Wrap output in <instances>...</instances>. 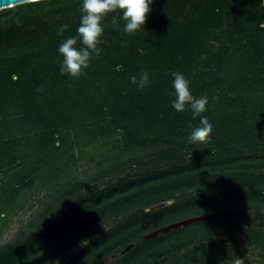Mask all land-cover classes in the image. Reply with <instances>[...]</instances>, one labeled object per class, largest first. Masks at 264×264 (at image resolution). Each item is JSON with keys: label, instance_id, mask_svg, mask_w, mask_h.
<instances>
[{"label": "trees", "instance_id": "1", "mask_svg": "<svg viewBox=\"0 0 264 264\" xmlns=\"http://www.w3.org/2000/svg\"><path fill=\"white\" fill-rule=\"evenodd\" d=\"M60 2L2 10L6 15L13 10L21 14L0 23V237L39 194L45 193L47 200L29 231L0 245V264H46L109 222L133 212L144 216L154 203L175 199L181 188L189 187L197 195L168 207L171 214L224 200L226 195L215 189L219 184L246 186L254 199L264 195L260 190L264 183L263 0H153L145 25L131 34L124 31L122 12L109 13L99 45L102 54L78 78L62 75L61 65L43 58L76 35V23L27 52L31 33L47 26L51 13L63 11L52 10ZM144 71L151 85L141 89L138 81ZM173 72L189 79L194 95L209 96L203 114L213 124L210 139H188L186 122L195 124L196 118L187 106L184 112L171 107ZM212 94L218 98L212 100ZM154 118L165 127L173 126L179 136L171 140L167 130L151 121ZM135 122V128L141 129H133ZM83 147H99L104 159L87 157ZM190 153H196L197 160L188 164L184 158ZM111 155L117 157L115 165ZM84 162L110 165L89 175L95 180L120 175L130 165L150 167L143 182L154 183L156 194L133 191L143 182L127 176L110 189L97 191L94 186L75 195L83 183L67 177ZM175 162L183 166L173 168ZM62 179L73 181L71 187L59 186ZM143 218L114 223L64 264L106 263L142 238ZM161 239L141 241L109 264H143L140 258L153 253L150 243ZM247 243V250L254 249L264 262V242L255 237ZM238 249L247 251L244 244ZM187 251V245L177 246V258ZM195 261L218 264L220 260L208 256ZM190 262L181 258L175 264Z\"/></svg>", "mask_w": 264, "mask_h": 264}, {"label": "rangeland", "instance_id": "2", "mask_svg": "<svg viewBox=\"0 0 264 264\" xmlns=\"http://www.w3.org/2000/svg\"><path fill=\"white\" fill-rule=\"evenodd\" d=\"M43 1L48 2V0ZM43 1L35 3H40ZM81 7L82 0H62V2H60L57 6L53 7L52 10L54 8H59L63 9V11L55 14L51 13L46 18V20L48 19L46 21L48 25L46 24L47 26L41 28L40 31L34 34L31 33L27 40V42H29L27 43V52H33L32 50L35 51L38 48H41L43 45L49 43V40H52L57 36L58 32H61L60 28L62 25H70L72 22L79 25ZM67 8L69 9L67 10ZM27 11L28 10H25L23 13ZM2 12L3 11L0 12V23L5 19L9 20L15 15L21 14L20 12L15 10L8 13L9 15L2 14ZM4 12H7V10H5ZM106 25L108 27V24ZM30 41L32 42L30 43ZM58 47L50 51V53H48L43 58L50 63L61 65L63 57L58 53ZM134 81L137 82L136 80ZM113 96L115 95L113 94ZM249 116V118L252 120L253 115L251 114ZM151 121L156 125L158 123L159 126L167 130L169 135L172 137L171 140H175L174 138L179 134V132H177V130L173 126L166 125L165 127L163 126V123L157 122L158 119L156 118ZM133 126L134 130L141 129V127L135 128L138 126L137 122H135V125ZM245 131H247L246 128ZM121 143L124 144L125 141H122ZM153 149L162 150L161 147ZM82 151L89 158L94 159L95 157H97L98 159L100 158L101 161L102 159H104V152L99 149V147H90V149L88 150L83 147ZM195 154L196 153H190L189 155L185 156L184 160H189L188 164H190L192 161H196L197 156ZM109 160H111L112 162L111 165H115L117 162V157L111 155ZM84 163L78 164V169L74 167L70 173V176L67 177H71L72 179L74 178L75 181L79 180L80 183H83V186L80 188L81 190L74 192L75 195L80 193V191L85 192L88 189L91 190L94 186L97 188V191L110 189L112 185L117 183V180H120L127 176L130 177V180L132 182H143L144 180L148 179L147 175L149 170L151 169L150 167H148L149 170L147 168L137 169L134 165H130L127 169H125V172L121 173L120 175H111L106 177L101 176V178L95 180L88 178L89 175L95 176L96 174H99L102 169H109L110 165L105 166L101 162L98 166H95L92 163ZM104 164L106 163L104 162ZM178 166L183 165L176 164L175 162L172 167L177 168ZM88 168L90 169L88 170ZM211 169L215 168L210 167L209 170ZM83 173H87V177L86 175L82 176ZM150 173L153 172L151 171ZM72 182L73 181H69L67 179H62L57 183L59 186L69 188L71 187ZM236 184L237 183L232 184L234 185V187L232 185L227 186L226 184H219V187L215 188L218 192H222L224 195H226L225 197H223L224 200L222 199L221 201H213L207 207H199L197 211H184V213L182 212L181 214H179V212L171 214L172 212L168 210V207L179 204L186 200H190L191 194V196L193 197L197 195V193L195 192L194 194V191H192V189H190L189 187H185V190L181 188L179 194H176L175 199L170 201H163L160 203H154V205L147 207V209L145 210L146 215L142 216L140 212H133L134 214L132 215H130L131 213H129L125 218H119L115 221L109 222L107 227H100L96 234H98L99 237L101 233H104L109 228V226L113 225L114 223L116 224L117 222L128 221L131 218H135L138 216L141 218L147 217L150 219L145 221V218H143L144 222L140 226L142 238L132 244H129L128 246L132 245L133 247L131 249H133L136 245L141 244V241H151L160 237H162V239L157 243H150V246H154L153 253L147 258H140V261L143 264H175L181 258L190 260L191 262L189 264H202L197 263L195 260L201 257L206 258L208 256L218 258L220 260L218 264H236V262H238L239 264H247L250 261H253L254 264L255 262L264 264L263 261L258 260V252L256 253L254 249H252V252L250 250H247V242H251L255 237L259 239L260 242H264V195L258 199H254L255 196L253 190H250L248 187L242 185H240V188L238 187V185L237 187H235ZM263 184L264 183H262L261 187L258 186L260 187V190H262L261 195L264 194ZM153 186L154 183H152L151 181H148V183L143 182L141 186H136L133 191H136V189H141L140 192L147 194L152 193L155 195L156 193L152 192ZM45 196L46 195L43 192L39 194L32 202V206L31 204H28L24 212H20L19 214H17L12 219V221L5 226L6 228L3 230L2 236L0 237L1 246L16 241L22 234L30 230V227H32L38 219L37 214H39V212L41 211L42 205L46 204L45 201L47 200V197L45 198ZM227 197H231L232 199H227ZM248 197L251 200L248 199ZM67 208L68 207H65L63 210H66ZM156 214H161V216H159L157 220H155L154 218ZM206 215H214V217L208 220L192 223L187 226H182L168 233L160 234L158 237L153 239H144L146 235L152 233L155 230L184 220ZM80 243L81 242H79L78 244ZM243 244L245 246V249L247 250L246 252H241L239 251L240 249H238L241 248ZM180 245H187L188 251L186 253H182V255L178 256L177 258L176 248ZM74 246L68 249L65 253H57V255H55L52 260H48L46 264H60L65 254L69 252ZM124 250H118L114 254V256L110 257L104 264H109L113 260L117 259L120 254H126L130 251L128 250L125 253Z\"/></svg>", "mask_w": 264, "mask_h": 264}, {"label": "clouds", "instance_id": "3", "mask_svg": "<svg viewBox=\"0 0 264 264\" xmlns=\"http://www.w3.org/2000/svg\"><path fill=\"white\" fill-rule=\"evenodd\" d=\"M153 0H82L81 16L75 36H70L62 41L58 47V53L63 57L60 66L62 75L78 78L86 74L94 57L102 54L99 47L102 44L105 17L117 10L122 12L125 21L124 31L133 33L144 26L150 12ZM115 22V17L113 18ZM68 25H62L60 31L67 30ZM171 107L177 112L189 109L190 116L196 118V123L191 120L186 123L189 126L187 133L190 141H205L210 139L213 132V124L204 115L205 107L209 101L206 94L194 95L189 79L182 72L172 73ZM151 85L149 73H141L138 87L143 89ZM216 94L211 99L216 100Z\"/></svg>", "mask_w": 264, "mask_h": 264}, {"label": "water", "instance_id": "4", "mask_svg": "<svg viewBox=\"0 0 264 264\" xmlns=\"http://www.w3.org/2000/svg\"><path fill=\"white\" fill-rule=\"evenodd\" d=\"M39 1H43V0H0V11L10 9V8H13V7L18 6V5L35 3V2H39ZM263 6H264V0H263ZM212 217H214V215L200 216V217H195L192 219L184 220V221H181V222H178L175 224H171V225L166 226L164 228L153 231L152 233L146 235L144 237V239L145 240L153 239V238L158 237L160 234L168 233L172 230L178 229L182 226H187V225L192 224V223H196V222L203 221V220H208V219H211ZM97 237H98V234H94L93 236L87 238L85 241L81 242L80 244L75 245L69 252H67L65 254V256L63 257V260L60 264H64V263L69 262L72 257L77 256L84 247H86L90 242L95 240ZM132 247H133L132 245L128 246L124 250V252L126 253Z\"/></svg>", "mask_w": 264, "mask_h": 264}]
</instances>
